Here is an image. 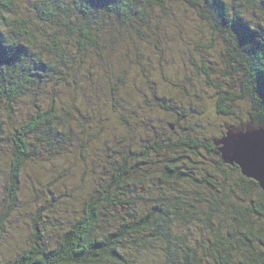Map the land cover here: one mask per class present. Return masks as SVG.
I'll list each match as a JSON object with an SVG mask.
<instances>
[{
	"label": "trees",
	"instance_id": "1",
	"mask_svg": "<svg viewBox=\"0 0 264 264\" xmlns=\"http://www.w3.org/2000/svg\"><path fill=\"white\" fill-rule=\"evenodd\" d=\"M180 1L224 44V69L215 68L226 79L213 81L214 67L202 62L206 81L218 90L216 113L236 119L225 124L220 138L228 127L264 126V0ZM167 2L0 0V47L12 54L0 71V129L9 133L16 124L9 120L19 99L28 96L35 107L11 129V158L3 161V168L0 162V176L7 182L0 199V261L6 257L8 264H264V191L259 183L237 165L225 163L214 139L183 131L174 138L169 130L168 137H157L140 150L124 143L126 153L119 160L109 159L110 175L82 196V211L73 219L65 221L56 214L52 219L60 197L52 191L50 197L40 195L43 202L24 214L21 244L11 252L5 249L11 244L8 238H14L6 229L22 207V181L29 163L69 154L77 144L84 147L89 134L79 125L81 131L76 132L72 110L64 101L58 105V86L69 85L74 94L80 70L79 78L89 84L85 72L100 66L109 72L111 61L123 58L113 68L119 78L115 89L129 83L123 94L130 100L136 88L153 90L155 82L148 75L153 58L145 48L151 44L164 57L159 22L164 14L176 13ZM155 16L158 22H153ZM169 17L185 27V18ZM242 29L254 36L253 43L240 40ZM138 67L141 73L131 83L130 75L138 73ZM41 95L51 102L39 100ZM112 98L118 100L116 94ZM148 98L142 97V103H150ZM153 100L167 110L173 108L165 96L155 95ZM139 105L122 118L139 120Z\"/></svg>",
	"mask_w": 264,
	"mask_h": 264
},
{
	"label": "rangeland",
	"instance_id": "2",
	"mask_svg": "<svg viewBox=\"0 0 264 264\" xmlns=\"http://www.w3.org/2000/svg\"><path fill=\"white\" fill-rule=\"evenodd\" d=\"M168 5L171 13L174 11L176 13L164 14L159 22L160 41L166 46L164 57L162 58L160 51H154L156 48L151 44L146 43L148 47L145 48L146 54L153 58L152 72L148 74L150 79L155 82L152 84L153 90L147 87L136 88L138 96L134 95L130 100L123 94L128 90L129 83L120 89L121 92L117 88L115 89L119 78L113 68L119 66L120 60L123 58L111 61L113 68L109 72H106L101 66L92 72L83 71L86 78H91L89 84L85 83V80L83 81V77L79 78L80 74L83 75L80 70L74 94H72V89L69 90L66 87L69 85L64 88L58 86L59 90L56 92V96H58V91L60 92L58 105L64 101L72 110L71 117L73 115L77 120L74 122L76 132L84 128L86 134L88 132L89 134L83 140L84 147L77 144L75 148L72 146L68 149L71 152L67 151L69 154L52 156L36 164L29 163L22 181L20 197L22 207L15 212V215H12L11 223L6 229L8 230L7 235L14 232V238L12 240L8 238L11 244L5 248L6 251L11 252L13 247L17 248L21 244L20 242L24 239V214L27 216V214L33 213L37 206L43 202V199L39 198L40 195L41 197H45V195L50 197V191H52L54 195L60 197L58 202L56 200L57 211L50 213L52 219L54 214L65 221L78 216L83 208L82 196L87 195L91 186H97L106 177L108 178L111 173L108 161L109 159L119 160L126 153L127 148L124 143L133 148L138 146L135 149L140 150L157 137L158 139L168 137V130L174 133L172 135L169 132L174 138L182 135L183 131L194 137H204L203 139L209 138L216 141L220 139L221 129L227 122L231 124L236 122L233 117L216 113L215 103L218 90L209 86L202 68V62L206 61L211 67H214L210 69L213 81L219 83L226 79L219 72L220 70L215 68L222 66L224 62L220 55L221 48L224 47L222 40L218 36L215 37L210 32L209 26H204L199 21L195 11L191 10L193 13L190 12V9L180 0H175L172 5L169 0ZM101 8L104 7L101 6ZM106 14L107 12H105ZM172 15L181 19L185 18V27L179 28V25H175V19H173L175 22H171L169 16ZM158 18L159 16H155L153 22H158ZM188 29L199 33L189 34ZM204 43L208 46L201 45ZM140 69V67L136 68L138 73L134 72L130 75L131 83H134L133 80L141 73ZM223 69L224 67L221 70ZM87 93L89 94L86 96ZM115 94L116 97L118 96L116 101L112 98ZM155 95L165 96L173 108L167 110L162 107L159 102L153 100ZM142 97L143 99L150 97L148 98L150 103L144 100L142 103ZM30 100L31 98L28 96L18 100L15 105L17 111L13 112V118L9 120L16 124L11 126L9 133L6 131L7 129H0L2 168L3 161L11 158V129L18 126L24 121V117L29 116L35 110ZM39 100L46 101V103L51 102L50 97L47 98L45 95H41ZM72 101L76 105L75 108H71ZM243 104L245 105V103ZM135 105H139L141 108L139 109L140 119L128 116L129 122L125 121L122 116L129 114L130 107L133 108ZM66 114L68 115V113ZM198 117L202 120L197 121ZM79 118L84 121L85 126L79 122ZM76 125L81 128L77 129ZM82 152L86 156H83ZM0 184V199H3L7 185L3 175L0 176ZM35 192L38 193L36 197ZM154 194L155 191L150 192V195ZM222 215L223 213L218 212V216ZM2 244L3 242L0 243V246ZM10 252L6 253L9 255ZM5 258H2L0 264H8L5 262Z\"/></svg>",
	"mask_w": 264,
	"mask_h": 264
},
{
	"label": "snow or ice",
	"instance_id": "3",
	"mask_svg": "<svg viewBox=\"0 0 264 264\" xmlns=\"http://www.w3.org/2000/svg\"><path fill=\"white\" fill-rule=\"evenodd\" d=\"M264 44V36L261 38ZM240 40L253 43L254 36L247 29L240 31ZM264 51V47L261 48ZM12 54L0 47V71L11 62ZM220 151L227 160L239 164L250 176L264 183V126L259 128H229L220 141ZM3 249L0 247V254Z\"/></svg>",
	"mask_w": 264,
	"mask_h": 264
},
{
	"label": "water",
	"instance_id": "4",
	"mask_svg": "<svg viewBox=\"0 0 264 264\" xmlns=\"http://www.w3.org/2000/svg\"><path fill=\"white\" fill-rule=\"evenodd\" d=\"M247 127H249V126H247ZM250 127H252V128H259L260 126H251L250 125ZM229 128H238V127H228V129ZM243 128H246V127H243ZM243 128H241V129H243ZM228 129H227V131H228ZM223 136L220 139H218V140L215 141V144L219 147V153L221 154V157H222L223 161L225 163H227V164H230V165H237L241 169L242 173L245 176H247V177H249V178L254 179L255 181H257L259 183V186L261 187V189L264 191V183H262L259 179L255 178L253 176H250L247 172H245V170L241 166H239V164L233 163L232 161L227 160V157H224L223 153L220 151V147H221L220 141L223 139Z\"/></svg>",
	"mask_w": 264,
	"mask_h": 264
}]
</instances>
